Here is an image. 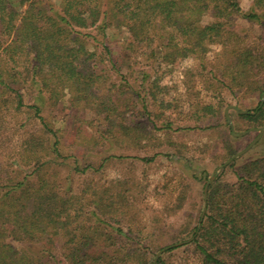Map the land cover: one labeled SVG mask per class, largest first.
Masks as SVG:
<instances>
[{"label":"trees","instance_id":"1","mask_svg":"<svg viewBox=\"0 0 264 264\" xmlns=\"http://www.w3.org/2000/svg\"><path fill=\"white\" fill-rule=\"evenodd\" d=\"M188 59L198 65L185 89L221 93L183 100L192 116L171 97ZM263 92L264 0H0V264H154L192 238L156 264L179 251L195 264H264V150L217 174L203 218L171 221L193 181L210 179L205 158L223 165L253 132L234 136L224 93L248 111L234 109L241 132L264 130ZM256 97L254 108L241 100ZM199 129L202 148L177 140ZM164 156L185 166L145 220L144 178L104 174L114 160Z\"/></svg>","mask_w":264,"mask_h":264},{"label":"rangeland","instance_id":"2","mask_svg":"<svg viewBox=\"0 0 264 264\" xmlns=\"http://www.w3.org/2000/svg\"><path fill=\"white\" fill-rule=\"evenodd\" d=\"M241 1L246 6L249 3V0H241ZM242 25L247 26V24H245L244 22L242 23ZM259 33H261V32L255 30L256 36L253 38H251V36H250V38L253 41H257L259 36H260ZM197 65H198V63L195 59L186 60L177 69L178 71H177V73L173 79V83H176L178 85V87H177L178 90L176 89L172 93L171 97L172 98L176 97L179 100V109L185 113L191 114L190 116H192L194 114L195 108L193 106H189L187 103H183V100H188L191 98L193 99V98L197 97V98H199V99H197L198 101L205 102L206 100H209V99L213 100L215 98L214 94H221V93H213L212 91L208 92L205 90L202 91L201 94H194L193 92H189L188 90L185 89V86L182 83V79L184 78L183 71L187 68H195L196 69ZM223 97H226L227 103L230 104L233 102L232 105L230 104L224 108V111L226 113L227 108H229L231 106H235L234 103L236 100H234L235 98L232 97L231 94H227V93H224ZM241 100H243V104L246 107H248V105H249V106H251V108H254L255 106H257V103L259 102L260 99L256 97V98L252 99L251 101H246L244 99H241ZM214 102H218V99L215 100ZM229 114L233 120L234 125H236V123L234 122V119L236 118L235 110L231 109L229 111ZM93 117H94V115L91 113L87 115V118H89V119L93 118ZM67 120H68V117H61V118L56 119V121H55L56 126L61 127V128H65L66 124H67ZM239 126H240V124H239ZM245 128H246V126H243V129H245ZM237 132H239V131H237ZM241 132H244V131H241ZM258 135H259V131H256V132L253 131V132L249 133V135H247V137H245L243 139L242 144L240 143L242 146L241 150L246 148ZM263 136H264V133H263ZM263 136H262V138H263ZM16 140H18V137H16ZM177 140L181 141V142H186L192 147L197 146L200 148H202V146H204L206 143H208L210 141L206 131H203L200 129L194 130L192 132H188L185 136L178 137ZM214 149L219 150L217 147L216 148L214 147ZM263 150H264V145L261 147H258L255 150H250L247 152V157L248 158L257 157L260 153H262ZM213 152H214V150H213ZM112 153H118V152L116 151V152H112ZM196 156H197V154H196ZM207 156L208 155H206V157ZM206 160H207V162H206ZM131 162H132L131 158H128L125 162L114 160V162H112L111 165L107 168L104 176L106 178L116 179V178H119L120 176H129L128 174L131 173L132 171H135V173L137 175H141L142 178H144V180H143L144 186L146 188L148 186L149 192L152 193V196L149 199V204L143 205L144 208H147L145 220H149V218L151 217V210L154 208H160L167 201V197L166 196H164V197L158 196L156 193V190H158L160 193H164L163 185L168 184L167 181L174 180V183H175V180L178 181V176L182 172L185 164L183 162L175 159V158L169 159L166 156L160 157L156 163H154L150 166H144L142 163H140L137 166L132 167ZM210 162L211 161H210V159H208V157H207V159L205 158L204 166H209L206 168L209 171L211 170V172H212L211 177H212L217 172L218 168L221 165L214 168L212 163H210ZM197 166H199V165H197ZM220 173L221 172L218 171L216 173V176H217V174H220ZM209 180H208V182H209ZM208 182L203 183V182H198L196 180L193 181L192 196L189 198V200L187 201V203L185 205V208H184L185 211L183 213H179L176 217L171 219V221H174L176 227H181V225L185 224V222L187 221V217H186L187 212H189L190 214L193 213L195 221L199 216L202 217L201 214H203V210H204V206H205V193H204V191H205V186L207 185ZM180 190H181V188L178 189V192ZM165 194L167 195V193H165ZM202 208H203V210H202V213L200 214V211ZM188 221H189V219H188ZM181 242H184V241H181ZM16 245L18 246V244H16ZM157 253H156V255H157ZM173 260H174L175 264H195L196 257L191 252H185L184 253L182 251H179L178 254L173 258Z\"/></svg>","mask_w":264,"mask_h":264},{"label":"water","instance_id":"3","mask_svg":"<svg viewBox=\"0 0 264 264\" xmlns=\"http://www.w3.org/2000/svg\"><path fill=\"white\" fill-rule=\"evenodd\" d=\"M264 104V92H263V94H262V97H261V105H263ZM231 109H235V110H237L240 114H245V113H248V111H242V110H240V109H238L237 107H234V106H231V107H229V108H227V110H226V117H227V119H228V123H229V125H230V127H231V130H232V132H233V134H234V136H237V137H242V136H245V135H247L249 132H251V131H259V135L246 147V148H244L243 150H240L239 152H237L235 155H233L230 159H228L223 165H221L219 168H218V170H217V172L219 171V172H221L226 166H228L231 162H233V160L234 159H236V158H238V157H240V156H243V155H245L248 151H250L260 140H261V138H262V136H263V133H264V130H263V128H252V129H250V130H247V131H244V132H237L236 131V129H235V125H234V123H233V120H232V118H231V116H230V114H229V111L231 110ZM216 172V173H217ZM216 173L210 178V180H209V182L207 183V185L205 186V191H204V193H205V206H204V210H203V214H202V218H203V216H204V214H205V212H206V207H207V198H208V191H209V186L215 181V179H216ZM193 239V238H192ZM192 239H190V240H187V241H184V242H179V243H175V244H172V245H169V246H166V247H164L162 250H160L158 253H157V255H156V259H155V263L154 264H156V262H157V260H158V258H159V256L160 255H162L166 250H168V249H170V248H173V247H178V246H181V245H184V244H186V243H188V242H190Z\"/></svg>","mask_w":264,"mask_h":264}]
</instances>
